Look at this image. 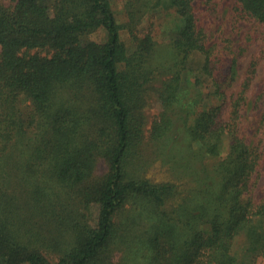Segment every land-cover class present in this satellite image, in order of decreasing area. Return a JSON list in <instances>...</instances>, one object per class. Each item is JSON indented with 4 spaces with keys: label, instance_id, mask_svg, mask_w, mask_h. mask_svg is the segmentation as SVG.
Wrapping results in <instances>:
<instances>
[{
    "label": "trees",
    "instance_id": "obj_1",
    "mask_svg": "<svg viewBox=\"0 0 264 264\" xmlns=\"http://www.w3.org/2000/svg\"><path fill=\"white\" fill-rule=\"evenodd\" d=\"M223 1L0 0V264H264V0Z\"/></svg>",
    "mask_w": 264,
    "mask_h": 264
},
{
    "label": "rangeland",
    "instance_id": "obj_2",
    "mask_svg": "<svg viewBox=\"0 0 264 264\" xmlns=\"http://www.w3.org/2000/svg\"><path fill=\"white\" fill-rule=\"evenodd\" d=\"M113 7L114 10L116 11L117 16L119 17V19L122 21L124 19V13H123V0H113ZM231 3L232 4V0H224L223 1V5H227ZM230 6H226L225 8L227 10H229ZM231 14L230 11H226L225 9H223L221 11V19L219 20L220 22H223L224 24H222V27H220L219 29V35H223L224 36H231L232 39L234 41H239L240 37L244 36L246 33H248L249 28L248 25L246 23L240 22L238 23V25H236L235 27H233L234 29H232V27H230V22H231V18H230ZM218 22L213 24V29L217 30L218 28ZM105 37V32L104 30H98L97 32L91 34L88 39L93 40V41H97V42H101L104 40ZM156 39L159 40L160 37V33L157 30L156 31ZM122 39H124V41L128 44V46H130V41L127 38V36L123 35ZM160 42V41H159ZM260 43H251L249 44V46H247V51L245 53V55L242 57L241 59V78L239 80L243 81V79L245 78V73H246V69L249 65V62L251 61V59L253 57H257L258 53L260 52V47L259 45ZM193 64L194 65H198L199 64V59L196 58L193 60ZM236 87H238L236 85ZM235 88H231L229 89V93H232L233 91H235ZM253 99L256 98L259 94L262 95L261 98V103L259 106V109L257 108L256 110H253L251 105L249 106V108H245L244 111V118L243 121L241 123V127L243 128L244 131L248 130L250 134L254 133L255 130H257L258 128H260V119L262 118V116L264 115V57L262 58L260 65H259V71H258V76L254 82V86H253ZM157 108H152V109H147L145 111L146 117L149 119L151 118V116L155 113H157L156 111ZM261 132L260 135H262L263 139H264V120H263V124L260 128ZM153 164H151L148 169H147V177L152 179L154 182L158 183V182H163V181H167V180H172L174 177V175L170 174V171L168 170V167L164 166L160 161H154L152 162ZM107 169L106 166L103 162H100L97 166V174L99 176H103L106 173ZM185 172H183V176ZM181 175V174H179ZM176 179V178H175ZM264 175L261 177L256 189H255V193L256 195H258V197H261L264 195ZM143 225H145L146 228H148L151 223H152V219L150 218H143L142 219Z\"/></svg>",
    "mask_w": 264,
    "mask_h": 264
}]
</instances>
